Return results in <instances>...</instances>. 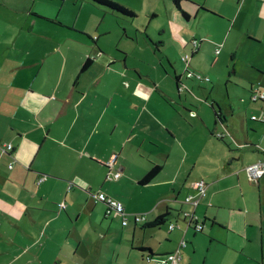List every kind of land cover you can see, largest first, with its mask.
<instances>
[{"label": "crops", "instance_id": "crops-1", "mask_svg": "<svg viewBox=\"0 0 264 264\" xmlns=\"http://www.w3.org/2000/svg\"><path fill=\"white\" fill-rule=\"evenodd\" d=\"M163 4L177 44L190 48L191 80L169 64L176 98L145 86L143 67L129 62L125 46L135 39L124 27L116 37L108 29L71 32L41 12V0H0V145L13 146L0 153V264H151L148 253H171L182 239L178 264H264V175L251 181L245 172L264 161V103L251 96L264 91V0H180L187 17L173 0ZM252 11L254 23L239 22ZM253 39L261 47L257 59L250 54L253 106L239 113L215 94L214 73ZM154 166L160 173L140 186ZM109 172L121 176L107 181ZM199 181L205 196L188 206L203 230L185 231L184 200ZM99 192L123 205L126 226L94 202ZM166 212L160 227L133 221Z\"/></svg>", "mask_w": 264, "mask_h": 264}, {"label": "rangeland", "instance_id": "rangeland-1", "mask_svg": "<svg viewBox=\"0 0 264 264\" xmlns=\"http://www.w3.org/2000/svg\"><path fill=\"white\" fill-rule=\"evenodd\" d=\"M41 1L46 5L44 7L45 9L43 11L39 8L36 10L53 17L55 20L54 23L68 28V31L71 32L76 31L86 34L87 32H97L96 30L98 29L99 32L103 29H108L111 30L112 35L116 37L115 35H122L123 27L127 29L129 36L132 35L135 39L133 45L125 46V48L129 50L128 59L129 62L134 61L136 64L139 61V66L143 67V72L141 74L145 77V79L142 80L145 81L146 87L153 88L154 85H160V89L164 88L168 94H170V92L173 93L171 89L175 82V75L169 64H171L175 71H177L176 73L181 75L184 79L186 67L185 63L182 61V57H184L185 54L190 55V48L184 51L177 44V39L175 40V38L178 31L173 25L171 26L167 22L168 18L166 16L163 0L158 4V7L156 0H106L113 4L120 5L122 9L134 12L136 17L133 19H127L120 14L110 12L99 6L96 8L85 0ZM153 2L155 4L154 10L157 14L149 11V7L153 5ZM151 15L155 16L156 19L152 20V23L149 24L148 19ZM0 16L2 18L6 17V11L3 8L0 9ZM132 21L134 22L129 28L128 25ZM241 21L245 25L254 23L253 11L250 12L247 18L242 15L239 19L240 23ZM206 23L207 21L204 25L201 24L203 28H206ZM194 27H196V24L189 28L192 29ZM65 33H67V31ZM196 38L199 41V37L196 36ZM253 40L254 41H250V43L244 41L239 42L235 47L236 53L233 55L229 53L222 60V67L226 65L227 67H221L222 69H218V71L215 70L214 73V76L220 77L221 79L220 86L215 90V94L219 99L223 98L227 108L229 104L232 103L239 113L245 112V110L248 109L247 105L249 103L250 107L253 106L250 100L251 94L247 80H253L256 77V72L252 70L250 66H252L251 62L254 61L253 58L257 59V56H259L257 52L261 53V47L258 45V41L255 39ZM160 42L162 44L159 45ZM156 45L159 47L158 50L155 49ZM252 53H255L256 57L251 58L250 54ZM165 55H169V59H166ZM163 70H168L169 76H165ZM127 76L132 79L135 75L127 73ZM170 96L176 98V96L172 94H170ZM163 107L165 108V106ZM157 113L159 114L160 112L158 111ZM247 113L249 118L250 114H254L257 117L260 116V112L253 111L250 113L247 111ZM136 200L137 199H134L135 204ZM179 201L182 202V197H180ZM137 204H142V202H137ZM184 210H186L185 212H189L192 208L188 205H184ZM113 222L118 225L115 220ZM178 222L181 224L182 217ZM183 225L185 226V223Z\"/></svg>", "mask_w": 264, "mask_h": 264}, {"label": "built area", "instance_id": "built-area-1", "mask_svg": "<svg viewBox=\"0 0 264 264\" xmlns=\"http://www.w3.org/2000/svg\"><path fill=\"white\" fill-rule=\"evenodd\" d=\"M218 53V52H216ZM182 61L185 63V65L189 62V56L185 55L182 57ZM185 74L188 78H191L193 74L189 73L187 70L185 71ZM198 79H201L200 76H197ZM264 98V91L255 93L253 99H263ZM255 119V117H252V120ZM218 138H222V135L218 134ZM12 150V145L10 143H5L0 145V153L1 154H8ZM8 169H11V166H8ZM245 172L247 173L249 179L251 181H256L260 179L264 175V161H258L256 163H253L245 168ZM120 177V173H107L106 180L111 181L112 179L116 180ZM192 191H194L192 194H189L185 200L184 203L186 205L191 206L192 208H196L197 204L200 202V200L205 196V189L206 185L203 181L196 182L191 185ZM93 199L96 203H102L106 207V214L110 215L112 213L118 215L121 217V224L122 226H126L128 223V214L126 213L123 205L116 200H113L106 196L104 193L99 192L95 195H93ZM62 208L64 206H61ZM183 221L185 223V231L189 228H192L195 232H202L203 226L202 223L199 222L198 218L196 217L194 211L192 212H184L182 214ZM133 219L136 223H141L145 221V215L137 214L133 215ZM176 224H169L168 230L172 231L174 228H176ZM187 246V242L182 239L179 244L177 245L176 249L163 256H146L145 260L147 263L151 264H178V261L180 259V251L184 249Z\"/></svg>", "mask_w": 264, "mask_h": 264}, {"label": "trees", "instance_id": "trees-1", "mask_svg": "<svg viewBox=\"0 0 264 264\" xmlns=\"http://www.w3.org/2000/svg\"><path fill=\"white\" fill-rule=\"evenodd\" d=\"M91 1L95 5L100 6V7L104 8V9L110 11V12H114L116 14H120L123 17H127V18L135 17V13L134 12H132L130 10L122 9L120 7V5L113 4V3L108 2L106 0H91ZM173 1H174L175 5H176L177 9L180 10V7H179L180 0H173ZM181 12L187 17V15L183 11H181ZM90 64H91V60L88 59V61L86 62V64L83 66L82 69L84 70L85 68L89 67ZM262 91L263 90H260L259 87H257L256 89H254L252 91V95H251L252 96V101H254V102H257L258 101V102L264 103V98L263 99H255V100L253 99L255 93L262 92ZM12 151H13V146H12V150L9 153H11ZM160 171H161V167L160 166H154L152 168V170L148 174H146V176L139 182V185L140 186H145L147 184H150L155 179V177L160 173ZM99 204H102V203H99ZM102 205H104V204H102ZM59 206L61 207L62 204H60ZM107 215L108 214H106V216ZM169 216H170V213L169 212H166L165 214L156 217L153 222L146 223L145 221H143L141 223L142 224L145 223L144 224V228L160 227L161 225H164L166 223V221H167V219H168ZM133 221H134V219H133ZM148 256H152L153 257L154 255L151 254V253H148Z\"/></svg>", "mask_w": 264, "mask_h": 264}, {"label": "bare ground", "instance_id": "bare-ground-1", "mask_svg": "<svg viewBox=\"0 0 264 264\" xmlns=\"http://www.w3.org/2000/svg\"><path fill=\"white\" fill-rule=\"evenodd\" d=\"M192 45H198V42H197V41H193V42H192ZM9 165H10L11 168H12V165H11V164H9ZM9 165H8V166H9ZM198 205H199V203L197 204V206H198ZM197 206H196V207H197Z\"/></svg>", "mask_w": 264, "mask_h": 264}]
</instances>
